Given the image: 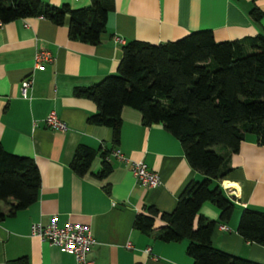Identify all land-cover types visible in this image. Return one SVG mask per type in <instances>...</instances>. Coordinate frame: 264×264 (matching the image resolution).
<instances>
[{"label": "crops", "instance_id": "1", "mask_svg": "<svg viewBox=\"0 0 264 264\" xmlns=\"http://www.w3.org/2000/svg\"><path fill=\"white\" fill-rule=\"evenodd\" d=\"M43 1L70 8L89 2ZM252 7L261 12L257 20L249 14ZM66 24L67 18L54 25L31 16L0 26V145L31 158L39 176L36 200L0 220V264L17 258L26 264H74L70 253L29 234L31 223L46 224L51 217L59 226L89 225L94 244L87 256L93 264H192L185 253L187 241L161 242L153 233L145 235L132 227L134 215L146 205L169 212L186 183L202 177L186 163L178 140L161 124L143 126L139 112L124 106L118 143L112 145L109 128L87 121L95 112L94 103L74 96L72 90L114 73L120 47L128 40L159 43L200 29H209L216 41L255 35L264 26V0H113L95 45L69 39ZM38 49L49 51L52 61L34 69L32 57ZM26 76H31L32 84L22 96L20 81ZM49 111L65 122L64 131L45 125ZM77 144L97 150L82 175L68 166ZM113 150L130 161L142 160L158 174L159 184L146 188L136 183L128 162L115 158ZM103 151L110 171L100 179L93 174L100 168ZM228 166L216 183L234 204L229 219L218 221V209L207 201L200 204L196 218L214 222L210 243L215 248L264 264V247L244 241L236 232L242 208L264 211V145L245 134ZM0 210H6L2 202ZM162 225L155 219L153 229Z\"/></svg>", "mask_w": 264, "mask_h": 264}, {"label": "trees", "instance_id": "2", "mask_svg": "<svg viewBox=\"0 0 264 264\" xmlns=\"http://www.w3.org/2000/svg\"><path fill=\"white\" fill-rule=\"evenodd\" d=\"M112 7L113 0H89L79 8L43 0H0V20L41 16L62 25L67 18L69 39L95 45ZM249 14L255 20L261 16L256 7ZM72 94L94 103L95 112L87 121L109 128L112 145L118 143L124 106L139 112L143 126L161 124L180 143L188 166L202 176L186 183L171 211L158 212L146 205L137 212L134 229L145 235L153 233L161 242L187 241L185 253L192 264H262L215 248L210 243L214 222L196 218V213L207 201L218 209V221L226 222L234 204L216 182L229 171V157L245 134L264 145V26L255 35L233 40L216 41L209 29L159 43L128 40L120 47L114 73L74 87ZM96 153L77 144L69 168L84 174ZM106 155L107 151L99 154L100 168L93 174L100 179L110 171ZM38 186L34 161L0 145V202L6 206L5 211L0 210V220L34 202ZM155 219L163 222L156 230ZM236 232L244 241L264 247V211L242 208ZM5 264L26 261L17 258Z\"/></svg>", "mask_w": 264, "mask_h": 264}, {"label": "built area", "instance_id": "3", "mask_svg": "<svg viewBox=\"0 0 264 264\" xmlns=\"http://www.w3.org/2000/svg\"><path fill=\"white\" fill-rule=\"evenodd\" d=\"M2 22L0 20V26ZM118 42L121 39L116 38ZM34 69H41L44 63L52 61L49 51L38 49L32 57ZM32 78L26 76L20 81V93L24 96L31 87ZM45 125L56 131H64L66 124L59 119L53 111H49L44 119ZM112 154L115 158L128 162L129 172L134 181L146 188H153L159 184L158 174L147 168L142 160H128L118 150H113ZM29 234L41 241H46L50 245L56 247L60 252L70 253L73 257L74 264H93L88 258V249L94 244L89 225L85 223L65 222L59 226L56 224L55 217H51L46 224L33 222L29 226Z\"/></svg>", "mask_w": 264, "mask_h": 264}]
</instances>
